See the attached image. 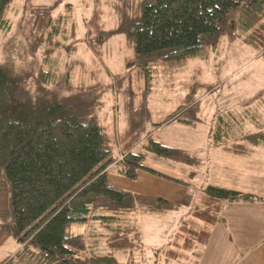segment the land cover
Segmentation results:
<instances>
[{
	"label": "trees",
	"instance_id": "16d2710c",
	"mask_svg": "<svg viewBox=\"0 0 264 264\" xmlns=\"http://www.w3.org/2000/svg\"><path fill=\"white\" fill-rule=\"evenodd\" d=\"M12 1L0 0V27L7 25L4 17ZM131 8L132 13L121 24L127 45L135 52L127 68L133 67L144 76L146 89L127 94L130 125L121 135L109 136L100 125L96 105L99 96L93 95L99 83L81 86L74 93L69 74L66 87L71 95L52 93L45 100L40 94L32 97L19 89L8 70L0 66V247L10 240L23 246L0 264H144L147 257L134 215L138 211L164 214L178 210L180 204L114 186L109 171L114 169L117 175L133 181L143 171L187 185L145 165L137 147L173 163L189 167L201 164L186 151L155 141L152 133L139 135L142 142L129 141L136 129L146 132L151 118L153 68L175 71L188 61L207 60L219 51L227 29L229 41H242L264 59V0H131ZM236 10L240 12L238 21L230 17ZM33 11L37 13L34 28L40 35L62 22L55 19L50 7L39 6ZM100 20L97 10L88 24L92 25L91 40L93 33L99 37L105 33ZM237 27L240 30L234 34L231 30ZM90 47L98 56L92 41ZM86 73L92 80L100 75L96 68ZM38 78L45 84L55 78L54 84L57 75L42 70ZM199 109L197 104L188 105L156 126L174 122L172 119L181 111L175 121L196 126L201 121ZM219 120L223 123V117ZM219 131L221 126L211 132L215 144L224 142ZM251 142L264 146V133L253 136ZM117 149L121 159L114 155ZM244 152L237 146L229 153ZM258 201L262 198L237 189L217 185L201 188L189 216L167 247L156 253L155 264L180 261L188 254L198 261L212 228L225 220L224 205ZM90 224H99L109 232L107 254L87 251L82 236L73 231L74 226Z\"/></svg>",
	"mask_w": 264,
	"mask_h": 264
},
{
	"label": "rangeland",
	"instance_id": "374dc122",
	"mask_svg": "<svg viewBox=\"0 0 264 264\" xmlns=\"http://www.w3.org/2000/svg\"><path fill=\"white\" fill-rule=\"evenodd\" d=\"M39 6L50 7L55 19L62 20L56 29L42 35L34 28L37 13L33 10ZM97 10L101 12L100 23L105 33L101 37L93 33L91 40L89 30L92 25L88 24L92 22ZM131 13V0H13L4 17L7 25L0 27V66L8 70L19 89L28 91L32 97L40 94L45 100H48L52 93L64 97L71 95L66 87L69 74L72 76L74 93H77V88L81 86L88 87L99 83L100 88L93 95L96 98L99 96L96 105L99 107L100 125L109 136L121 135L128 128V124L130 125L127 94H139L146 89L144 76L138 75L133 67L127 68V63L135 58V52L134 48L127 45L121 24ZM239 14V10H236L230 17L238 21ZM229 30L224 33L219 51L211 54L207 60L188 61L184 67L175 71L164 67L153 68L150 87L152 92L149 94L151 118L146 125V132L139 133L136 129L129 141L142 142L140 137L152 133L155 141L182 149L190 156L205 161L209 159L208 163L212 164L213 160L216 161L215 156L219 151L211 147L213 141L210 131H216L221 126L222 131H219V134L224 142L221 139L222 142L215 145L221 146L222 150L232 152L237 146H241L244 153H249L250 149L256 148L251 144V138L264 133V128L255 121L258 117L255 116L256 113L254 115L253 110L260 106L264 94L258 99L260 104H253L257 98L247 100L258 96V92L264 90V59L257 58L258 52L242 41H235L241 49L236 45H227ZM239 30L237 27L231 31L237 34ZM91 41L98 56L92 53ZM94 59L97 63H94ZM95 68L100 71V75L92 80L86 72L90 73ZM42 70L56 73L54 84L55 78L48 84L39 80L38 76ZM244 101H247V104ZM196 104L200 108L201 120L196 127L175 122L183 111L172 119L174 122L159 128L156 126L167 121L182 108ZM261 110L264 112L263 106ZM222 111L230 113L228 116L224 115L223 123H220V117L217 115ZM262 121L264 124V117ZM252 141L254 142V139ZM136 150L142 153L145 165L192 185L188 174L189 166H171L172 163L162 162L163 159L139 147ZM114 155L122 158L120 149H117ZM111 174H114L115 178L118 177L114 171ZM213 179L210 178L209 181ZM110 183L112 184L111 181ZM173 183L181 184L175 181ZM181 199L187 203L186 198ZM168 213L152 215L138 211L134 215L142 251L146 254L148 264L156 263V253L168 242L171 227L175 223L174 215ZM73 231L82 236L88 247L87 251L91 250L97 255L109 252L107 236L110 234L99 224L74 226ZM22 248V244L14 240L6 242L0 247V263ZM119 259L121 263L124 262L122 257ZM194 259L193 257L190 261L181 263L170 261L168 264H195ZM161 263H165L164 258H161Z\"/></svg>",
	"mask_w": 264,
	"mask_h": 264
},
{
	"label": "crops",
	"instance_id": "0c3cea01",
	"mask_svg": "<svg viewBox=\"0 0 264 264\" xmlns=\"http://www.w3.org/2000/svg\"><path fill=\"white\" fill-rule=\"evenodd\" d=\"M227 45L231 47L236 45L238 49H241L239 43L236 42L228 41ZM257 58L261 57L257 54ZM258 93V96L250 97L247 101L257 98L253 104L259 103L258 99L262 98L264 90ZM247 101L244 103L247 104ZM261 106L264 107V99H262L260 106L254 108L253 113L254 115L256 113L255 116L258 117L255 121L263 125L261 128H264L262 121L264 112L261 110ZM229 113L222 111L217 116L224 118V115L228 116ZM210 137L212 139L211 131ZM213 144L211 142V147L219 151L217 155L215 154L216 161L213 160V163L210 164L208 163L209 159L205 161V159L196 157L201 161V164L189 169L188 174H194L193 177H190L192 185L183 183L176 185L172 181L146 172H139L136 181L122 178L119 175L115 178L113 177L114 174H111L114 169L109 171L110 181L112 185L134 193L164 198L180 204L178 210L168 213V215H174L175 223L171 227L165 247L157 245L163 247L159 251L164 250L173 239L181 222L190 214L192 207L197 203L200 189L206 185L237 189L262 198V201L258 202L226 203L224 205V222L218 223L212 228L210 241L202 249L201 259L194 260V263L264 264V146H256V148L250 149L249 153L236 155L222 150L221 146L215 145V143ZM161 161L172 163L171 166L177 164L166 159ZM210 178H214V182L209 181ZM193 186L195 187L193 188ZM181 197L186 198L187 203H184ZM144 255L146 254L144 253ZM184 255L187 256V253ZM191 259L192 257L188 254L187 258L175 262L181 263Z\"/></svg>",
	"mask_w": 264,
	"mask_h": 264
},
{
	"label": "built area",
	"instance_id": "2783aa9c",
	"mask_svg": "<svg viewBox=\"0 0 264 264\" xmlns=\"http://www.w3.org/2000/svg\"><path fill=\"white\" fill-rule=\"evenodd\" d=\"M144 264H147V261L146 260L144 261Z\"/></svg>",
	"mask_w": 264,
	"mask_h": 264
}]
</instances>
